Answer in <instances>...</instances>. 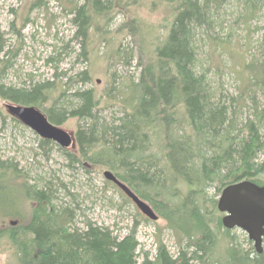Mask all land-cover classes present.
Wrapping results in <instances>:
<instances>
[{
	"label": "rangeland",
	"instance_id": "rangeland-1",
	"mask_svg": "<svg viewBox=\"0 0 264 264\" xmlns=\"http://www.w3.org/2000/svg\"><path fill=\"white\" fill-rule=\"evenodd\" d=\"M34 1L0 0V32L6 40L5 54H0V83L13 88L48 83L45 103L39 109L44 112L56 107L58 112L63 111L67 119L60 127L70 133L76 134L82 126H95L99 131L100 125L106 128L118 125L124 111L134 102L135 83L144 64L140 54H151L166 32L165 26L171 20L170 6L158 0H138L120 8L110 7L112 0H98L94 11V0H44L40 6H34ZM252 1L215 0L213 6L210 4L213 25L210 23L208 32H200L203 43L213 37L220 42L216 48L208 49L206 44L200 50L198 69L207 74L217 93L216 99L231 104L240 119L251 116L256 107L264 110V82L254 94V83L250 84V73L244 69L246 62L264 58V0ZM75 6L90 9L91 20L84 34L78 32L79 25L74 20ZM129 17H135L139 23L134 32L121 29ZM86 90L92 91L97 102L94 116L86 119L69 116V111L80 104L76 93ZM8 103L12 102L0 98V161L10 167H6L7 174L1 177L7 190L0 188V229L12 223L23 227L29 222L37 202L22 194L26 182L39 188L50 187L55 194L51 204L57 209L72 210V228L85 230L88 224L106 227L111 236L118 238L135 228L138 262L145 252L149 258L154 257L159 242L176 256L182 244L179 236L151 201L143 199L158 215L155 221L142 214L120 188L105 179L103 171L109 169L105 156L99 164L88 160L72 163L63 151L79 155L77 145L66 149L54 142L42 145L36 133L8 115L5 107ZM172 130L182 132L177 127ZM185 132L191 131L186 128ZM148 134L150 145L146 154L152 157L150 162L155 164L161 178L166 179L168 171L160 145L163 132L149 130ZM101 147L98 145L91 152L98 153ZM147 167L148 173L153 172V167ZM261 179L264 181V177ZM166 181L163 193L168 188L179 191L187 188L178 177L173 180L170 175ZM219 185V180L214 179L204 187V202L201 204L200 198V206H210L213 199L219 198ZM147 192L151 199L161 198L154 197V189ZM170 192L167 190L168 196ZM231 234L236 235L244 248L249 247L246 232L233 228ZM262 246L264 252V238ZM16 257L9 241L1 239L0 264H17Z\"/></svg>",
	"mask_w": 264,
	"mask_h": 264
},
{
	"label": "trees",
	"instance_id": "trees-1",
	"mask_svg": "<svg viewBox=\"0 0 264 264\" xmlns=\"http://www.w3.org/2000/svg\"><path fill=\"white\" fill-rule=\"evenodd\" d=\"M43 1L35 0L34 6H40ZM112 1L110 7L124 8L138 0ZM158 2L170 6L171 20L151 54H140L144 64L140 79L135 83L134 102L124 111L118 125L110 128L100 125L99 129L106 128L105 131H98L95 126L79 128L73 134L79 155L63 153L72 163L88 160L99 164L105 156V166L109 168L105 170L112 171L138 197L151 201L179 236L182 244L176 256L159 242L154 257L149 258L145 252L138 262L135 228L122 238L111 236L106 227L88 224L85 230L72 228V210L57 209L51 204L55 194L50 187L39 188L25 182L22 194L37 202L29 222L23 227L11 225L0 229V240L6 238L13 246L17 264H264V252L258 253L251 240H247L249 247L244 248L236 235L231 234L233 228L222 225L216 199L210 206L199 204L200 198L201 204L204 202V187L214 179L220 183L218 195L228 184L245 179L264 184L261 179L264 177V110L256 107L251 116L240 119L231 104L216 99L217 93L207 74L198 69L200 50L206 44L208 49L216 48L220 42L213 37L203 43L200 33L208 32L210 23L213 25L210 4L213 6L215 0ZM92 5L96 11L98 0ZM73 10L78 32L84 34L91 20L90 9L75 6ZM127 22L121 29L134 32L139 24L136 18L129 17ZM4 35L0 32V54H5ZM244 69L250 73L249 82L254 83L256 94L260 83L264 82V58L246 62ZM48 90V83L29 88L5 87L0 83V98L39 109L45 103ZM76 95L80 104L69 111V116L80 119L94 116L97 102L92 91H78ZM179 110H182L181 115ZM43 113L55 125L60 126L67 119L56 107ZM174 127L182 132L175 133ZM186 128L191 132L186 133ZM149 130L163 132L160 145L168 171L166 179L170 175L173 180L180 178L187 186L185 191L168 188L170 196L167 190L162 192L167 181L161 178L155 164L150 162L152 157L146 154L150 145ZM51 142L41 139L45 146ZM97 144L102 146L100 152H91ZM147 166L153 167V172L148 173ZM6 167L10 168L0 161V188L3 190H7V185L1 183L4 181L1 177L7 174ZM14 172L19 171L15 168ZM148 189H154V197L161 198L148 197Z\"/></svg>",
	"mask_w": 264,
	"mask_h": 264
},
{
	"label": "water",
	"instance_id": "water-1",
	"mask_svg": "<svg viewBox=\"0 0 264 264\" xmlns=\"http://www.w3.org/2000/svg\"><path fill=\"white\" fill-rule=\"evenodd\" d=\"M7 112L35 132L39 137L57 143L61 148L74 147L76 140L60 126L52 124L37 107L30 105L5 104ZM106 180L114 183L128 196L139 211L148 219L155 221L158 215L154 209L110 170H105ZM217 209L224 213L221 217L225 228H239L246 232L258 253L263 252L264 238V184L260 185L245 179L225 186L217 199ZM12 223V222H11ZM13 225L15 223H12Z\"/></svg>",
	"mask_w": 264,
	"mask_h": 264
},
{
	"label": "bare ground",
	"instance_id": "bare-ground-1",
	"mask_svg": "<svg viewBox=\"0 0 264 264\" xmlns=\"http://www.w3.org/2000/svg\"><path fill=\"white\" fill-rule=\"evenodd\" d=\"M8 113V112H7ZM9 114V113H8ZM10 115V114H9ZM11 116V115H10ZM13 117V116H12ZM15 118V117H14ZM17 119V118H16ZM18 120V119H17ZM19 121V120H18ZM20 122V121H19ZM21 123V122H20ZM23 124V123H22ZM24 125V124H23ZM25 126V125H24ZM57 126H59V125H57ZM27 127V126H26ZM28 128V127H27ZM31 130V129H30ZM35 133V132H34ZM41 138V137H40ZM41 139H43V138H41ZM48 140V139H47ZM54 142V141H53ZM55 143V142H54ZM56 145H58L57 143H56ZM59 146V145H58ZM60 147V146H59ZM62 149H64V148H62ZM105 171V170H104ZM103 171V172H104Z\"/></svg>",
	"mask_w": 264,
	"mask_h": 264
}]
</instances>
